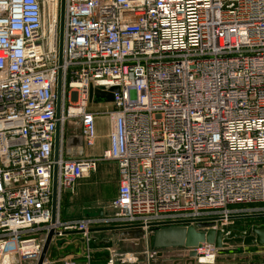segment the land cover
Wrapping results in <instances>:
<instances>
[{
    "label": "built area",
    "instance_id": "obj_1",
    "mask_svg": "<svg viewBox=\"0 0 264 264\" xmlns=\"http://www.w3.org/2000/svg\"><path fill=\"white\" fill-rule=\"evenodd\" d=\"M59 12L60 0H0V264H37L50 231L51 244L79 234L85 260L41 264H136L93 261L92 229L147 240L213 223L226 237L264 218V0H64L60 64ZM59 72L60 127L75 108L92 147L95 118L109 120L99 157L53 158ZM115 87L110 109L87 110L90 91ZM99 161L117 165L111 211L52 218L54 171L58 195ZM216 251L203 243L195 261Z\"/></svg>",
    "mask_w": 264,
    "mask_h": 264
},
{
    "label": "crops",
    "instance_id": "obj_2",
    "mask_svg": "<svg viewBox=\"0 0 264 264\" xmlns=\"http://www.w3.org/2000/svg\"><path fill=\"white\" fill-rule=\"evenodd\" d=\"M87 105V110L90 111L102 112L106 108H111V105L109 103L94 102L92 100H89V103ZM105 105L106 107L104 109L100 108L101 106ZM95 129L96 139L92 147L85 146L80 133L64 135L62 134L63 132H60L61 147L59 154L65 159H73V157H68L66 153H69L71 155L73 154L74 158L78 159L99 157L101 152L109 146V135L111 130L109 120L105 116H97L95 118ZM70 137L80 138L81 144L73 147H68L66 141L67 138ZM74 187L76 189L73 190V193H71L76 195V203L71 202L72 200L74 201L73 196H67L69 194L66 195V189L61 190L57 195L56 211L61 221L75 219L77 220L84 217H98L102 214L109 213L110 203L112 199L116 197L118 189V171L116 162L99 161L97 163L95 171L89 172L84 175V177L79 179L72 188ZM94 205L97 206L96 211L94 210V213H89V211L93 209ZM104 205H108L107 208H105ZM247 224L264 225V218H260V220H239L237 221L236 225L242 226ZM110 231L111 230H101L97 227L92 229L91 234L95 239L101 237V235L104 234L109 235L111 233ZM115 232L116 231H114V233ZM114 236L115 234H110V238H114ZM76 237H78L79 239L81 238L79 234L71 233L59 240H64L63 242H69L70 240L77 239ZM138 244L141 247V253L143 256L141 257V261H137L136 264H182V261L184 260L181 258V256L177 257L180 252L182 253L184 251L183 248L162 249L156 250L155 253H153L149 250L146 244ZM246 249H251V251H254V249H258L261 250L264 254V246H259L256 244L253 246H243L242 244L231 242L227 247H225V249H221L223 250V252L221 253L222 256H217V251L215 252V259L212 264H249V260H241V262H239L235 259L239 256L240 251L244 252ZM98 250H100V247L92 250L94 260L96 258L94 254H101V251ZM72 259L76 262L81 263L84 262L85 257L84 255H82V251H80L78 254L74 255ZM203 260H207V258L202 259V261ZM261 261H264V259ZM195 264H197L196 261Z\"/></svg>",
    "mask_w": 264,
    "mask_h": 264
},
{
    "label": "water",
    "instance_id": "obj_3",
    "mask_svg": "<svg viewBox=\"0 0 264 264\" xmlns=\"http://www.w3.org/2000/svg\"><path fill=\"white\" fill-rule=\"evenodd\" d=\"M63 6L64 0H60L59 12V64L61 63L62 55V30H63ZM61 73L58 74L57 88H56V130L53 145V158L57 159L61 139H60V122L59 119L62 114L61 110ZM118 88H110L108 91H101L95 89L90 91L89 100L100 103H111L113 100V93L117 92ZM67 146L73 147L81 144V139L77 137L67 138ZM57 206V187L55 171L53 175V188L51 199L52 218ZM213 223H197L196 226H170L153 230L147 240H144L139 231H130L117 227L101 228V230H116L120 231L122 236L133 241L135 244H146L150 251L161 249L183 248L184 251L178 254L181 256L182 264H195V258L198 257L196 248H200L203 243L212 244L217 250L225 249L231 242L242 244L243 246L259 245L264 246V225L247 224L237 230H232L226 237L222 230L211 229ZM206 229V230H205ZM55 235L54 231H50L46 237L40 258L37 264H41L46 257L48 248L51 244L52 237ZM158 256V255H157Z\"/></svg>",
    "mask_w": 264,
    "mask_h": 264
},
{
    "label": "rangeland",
    "instance_id": "obj_4",
    "mask_svg": "<svg viewBox=\"0 0 264 264\" xmlns=\"http://www.w3.org/2000/svg\"><path fill=\"white\" fill-rule=\"evenodd\" d=\"M68 107L69 105L66 104L63 110L65 114V120L63 121V124L60 127V132H63L62 134L64 135L79 134L80 133L79 119L76 116H71V117L67 116ZM105 107L106 105L101 106L100 108L104 109ZM108 109L109 108H106L104 111H107ZM99 116L104 117V115H99ZM66 155L68 157H73V159H78V158H74L73 154L71 155L69 153H66ZM75 187L72 189H66L65 193L66 195L69 194L67 196H73L74 201L72 200L71 202L76 203L75 201L76 195L72 194L73 190L77 188ZM104 206L105 208H107L108 205H104ZM96 209H97V206L94 205L93 209H91L89 213H94ZM109 211H111V207ZM237 226H239L237 229H240L244 225L242 226L237 225ZM112 231H110L111 232L110 234L112 233L115 234L114 238H110V234L109 235L104 234V235H101V237H98L95 239L92 234L89 235L90 239L88 241V244H89L91 252L93 249L95 250L96 248L100 247V250L98 251H101V254L99 255L94 254V256H96L95 259L98 261L103 260L108 255V253H112L115 255L117 259H120L122 256L123 257L126 256L129 258L135 257L137 261H141V257L143 255L141 253L140 245L138 243L135 244L130 239L126 238L125 236H122L120 231H116V230H112ZM114 231L116 232L114 233ZM76 238L77 239L70 240L69 242H63L64 240H61V241L57 240L55 241V243L50 244L47 254H46V258L49 261H51V263H54V262H60V261L67 260V259H72V257L78 254L80 251H82V255H85L86 254L85 252L86 249L84 246L85 241L83 242V239L81 238L79 239L78 237ZM172 249H175V248H172ZM222 252L223 250H217V253H216L217 256H222L221 254ZM238 257L235 258L237 261L241 262V260H245V261L249 260V264H250V263L263 260L264 254L261 250H258V249H254V251H251V249H246L244 252L240 251ZM122 264H135V263L125 262Z\"/></svg>",
    "mask_w": 264,
    "mask_h": 264
},
{
    "label": "bare ground",
    "instance_id": "obj_5",
    "mask_svg": "<svg viewBox=\"0 0 264 264\" xmlns=\"http://www.w3.org/2000/svg\"><path fill=\"white\" fill-rule=\"evenodd\" d=\"M76 112H77V111L75 110V108H69V109H68V116L71 117V116H73L74 114H76ZM204 258H207V260H203V261H202V259H204ZM209 260H210L209 257H204V256L201 257V262H205V263H207V262H209Z\"/></svg>",
    "mask_w": 264,
    "mask_h": 264
},
{
    "label": "trees",
    "instance_id": "obj_6",
    "mask_svg": "<svg viewBox=\"0 0 264 264\" xmlns=\"http://www.w3.org/2000/svg\"><path fill=\"white\" fill-rule=\"evenodd\" d=\"M259 220H260V219H259ZM93 261H98V260H96V259L94 260V259H93Z\"/></svg>",
    "mask_w": 264,
    "mask_h": 264
}]
</instances>
